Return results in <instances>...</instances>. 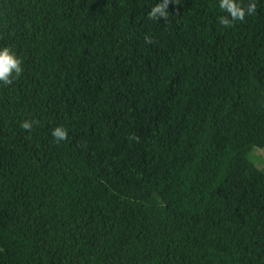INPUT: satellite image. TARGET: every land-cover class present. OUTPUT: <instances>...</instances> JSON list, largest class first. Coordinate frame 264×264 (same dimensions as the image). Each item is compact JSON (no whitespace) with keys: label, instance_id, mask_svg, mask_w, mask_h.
<instances>
[{"label":"trees","instance_id":"obj_1","mask_svg":"<svg viewBox=\"0 0 264 264\" xmlns=\"http://www.w3.org/2000/svg\"><path fill=\"white\" fill-rule=\"evenodd\" d=\"M161 2L0 0V264H264V0Z\"/></svg>","mask_w":264,"mask_h":264},{"label":"clouds","instance_id":"obj_2","mask_svg":"<svg viewBox=\"0 0 264 264\" xmlns=\"http://www.w3.org/2000/svg\"><path fill=\"white\" fill-rule=\"evenodd\" d=\"M169 3L170 0H162L161 3L156 4L150 11L149 18H167ZM256 7L254 0H249L247 6L243 5L242 0H220L219 8L227 15L219 17V22L224 27H231L234 22L243 21L246 15L253 14ZM22 63V59L16 55L11 47L5 46L0 49V82L4 86L12 84L15 79L20 77L23 72ZM36 123L38 121L25 120L22 122L21 128L31 130ZM52 135L59 142L67 139L68 131L62 126H57L53 129Z\"/></svg>","mask_w":264,"mask_h":264},{"label":"rangeland","instance_id":"obj_3","mask_svg":"<svg viewBox=\"0 0 264 264\" xmlns=\"http://www.w3.org/2000/svg\"><path fill=\"white\" fill-rule=\"evenodd\" d=\"M258 152H260L261 159L264 160V148H261Z\"/></svg>","mask_w":264,"mask_h":264}]
</instances>
